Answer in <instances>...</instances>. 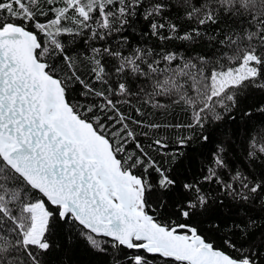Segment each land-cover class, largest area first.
Wrapping results in <instances>:
<instances>
[{
  "label": "snow or ice",
  "instance_id": "obj_1",
  "mask_svg": "<svg viewBox=\"0 0 264 264\" xmlns=\"http://www.w3.org/2000/svg\"><path fill=\"white\" fill-rule=\"evenodd\" d=\"M251 89L264 0H0V264H49L61 226L103 264H264V130L174 171Z\"/></svg>",
  "mask_w": 264,
  "mask_h": 264
},
{
  "label": "trees",
  "instance_id": "obj_2",
  "mask_svg": "<svg viewBox=\"0 0 264 264\" xmlns=\"http://www.w3.org/2000/svg\"><path fill=\"white\" fill-rule=\"evenodd\" d=\"M194 49V50H193ZM184 51L183 48H180ZM214 49H209L201 45H194L188 49V55H203L205 53L211 55ZM163 102V98H161ZM239 107L235 109L232 116L235 120L225 117L224 120L209 125L212 131V137L208 144L201 146L199 143H193L184 149L189 155L187 158H181L180 162L175 166L174 171L181 178L191 180L202 174V164L209 156L211 150L215 148L217 141H225L232 143L240 153V143L245 140V129L249 130V135L262 134L264 130V113H260L257 109L264 105V92L251 89L239 98ZM251 112V116H244V112ZM147 118L161 123H177L185 122L188 117L181 111L179 107L173 109H153L151 106L146 108ZM163 131V129L161 130ZM170 137V147L175 148L176 145L171 141L175 140V133L168 132ZM235 160V157H231ZM226 203H228L226 201ZM67 226H61L51 236L52 248L47 254L49 264H103L105 256L90 248L88 242L79 236L78 232L73 230L72 237L66 234Z\"/></svg>",
  "mask_w": 264,
  "mask_h": 264
}]
</instances>
